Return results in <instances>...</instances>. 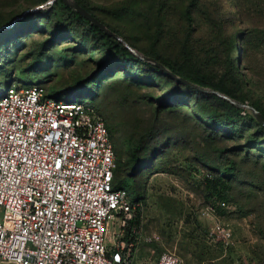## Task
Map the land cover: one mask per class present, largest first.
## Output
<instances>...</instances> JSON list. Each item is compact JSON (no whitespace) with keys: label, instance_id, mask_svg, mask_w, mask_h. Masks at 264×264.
<instances>
[{"label":"rangeland","instance_id":"obj_1","mask_svg":"<svg viewBox=\"0 0 264 264\" xmlns=\"http://www.w3.org/2000/svg\"><path fill=\"white\" fill-rule=\"evenodd\" d=\"M58 1L0 0V97L6 84H38L54 99L84 85L92 98L82 100L78 92L59 99L95 110L119 146L128 138L141 142L140 167L122 166L117 179L129 176L132 183L122 188L131 186L132 197L143 198L140 236L153 240L138 246L134 264H154L163 252L175 254L179 264H264V130L254 116L241 108L222 127L208 116L228 113L225 105L190 92L168 97L174 84L145 66L109 60L98 69L104 41L91 37ZM79 1L172 64H192L208 21L228 14L234 22L224 33L225 53L238 76L228 88L264 113V0H196V30L188 41L184 10L191 0ZM207 172L224 176L223 200L215 188L208 194Z\"/></svg>","mask_w":264,"mask_h":264},{"label":"built area","instance_id":"obj_2","mask_svg":"<svg viewBox=\"0 0 264 264\" xmlns=\"http://www.w3.org/2000/svg\"><path fill=\"white\" fill-rule=\"evenodd\" d=\"M103 118L11 84L0 97V264H134L140 204L114 189ZM154 264H179L163 252Z\"/></svg>","mask_w":264,"mask_h":264},{"label":"trees","instance_id":"obj_3","mask_svg":"<svg viewBox=\"0 0 264 264\" xmlns=\"http://www.w3.org/2000/svg\"><path fill=\"white\" fill-rule=\"evenodd\" d=\"M74 1L79 6L84 8L92 17H94L96 20H98L100 23L106 26L111 32L118 35L124 42L127 43V45L131 49L135 50L136 52L142 54L145 57L151 58L155 60L156 62L160 63L161 65L166 67L170 72L176 75L178 78L184 79L185 81L191 84H194L196 86H199L201 88L216 91L220 94H223L229 97L232 100H235L237 102L244 104L243 101L236 94H234L232 90L228 88L230 83L237 85L236 81L238 77L237 72H236L237 69L234 66L235 64H233V59H231L230 56L227 55V53H225V49L227 45L224 40V33L226 31V27L234 22V19L230 18L228 14L225 13V15L221 16L219 20L208 21L206 41L201 47L198 48V51L196 50V54L194 55V61L192 64H190V62L188 61L182 64H172L168 58L154 52L152 49H143L139 47L138 45H136L129 38V36L125 35V33L116 30L115 28L111 27V25L106 23L104 20L100 19L95 14L93 8L89 7L88 4L82 3L79 0H74ZM156 1L158 4L160 0H156ZM58 3L61 5L64 11L71 16L72 20H74L78 24L83 25L87 28V32L91 37H97L100 40L104 41L103 45L105 47V57L103 58L101 62H99L98 69L101 68L103 64H105V62H108L109 60L111 61L120 60L124 66H145L153 74L165 77L174 84L172 91L168 93L167 95L168 97H171V96L182 97L185 93L190 92V93H194L198 95L205 102L208 99H214V100H217L219 103L225 105V107L229 110L228 113L215 114V116H208V119L210 121L222 127H225L228 125L230 116L233 115L234 112L239 113L241 111V108H238L215 95L202 93L198 90H195L189 87L188 85L182 83L181 81L171 78L170 76L166 75L164 72H162L160 69H158L154 65L147 63L139 59L138 57H136L121 42H119L117 39L111 36H108L102 30L92 25L89 21L79 16L73 10L68 8L61 0H59ZM195 8H197L196 0H191L184 10V18L186 20L187 27H188V34L186 37V41L191 39V37H193V35L195 34V30H196L194 28L195 20L193 18V13L195 11ZM151 17L152 19L155 17V19L158 20V18L160 17V14H158V10H157V13L152 14ZM239 18H241V15L237 14V19ZM236 56H238V54H236ZM98 75H99V72L95 74L94 79L97 78ZM215 80L217 82H215ZM97 81L98 80H95V81L93 80L92 83H97ZM31 84H27V85H31ZM6 85L9 86L8 84ZM83 87L84 85L81 86L80 84L79 85L77 84L76 86H74L75 89L72 88V90H74L72 92L73 93L79 92L80 93L79 98L82 100L85 97L92 98L93 97L92 89L83 88ZM46 90L48 92V89ZM73 93L57 92V95H58L57 98H61L64 95L71 96ZM251 107H253L257 112H259L264 119V113L259 109L258 106L252 105ZM247 117H249V115H247ZM103 120H104L105 126L110 136V141L112 144V148L114 151V157H115L116 168L114 170L113 188L114 189H125V188H122L123 182L129 180L131 184L132 181L129 176L121 180H117L119 168L121 169V167L125 165H129L131 168H134L136 166L140 167L142 163L140 161L143 157L144 149L141 146V142L134 143L132 139H129V138L124 140L123 146H119V144H117V142L114 140L111 126L106 122L104 118ZM250 120L254 122L252 118H250ZM255 122H256V125L259 127V129L264 130V127L259 122H257L256 120ZM119 147H121L124 150V153L121 154L119 152L118 150ZM232 170H233V166L230 168H226L227 172H231ZM216 178L217 179H214L213 175L210 172H207L206 188L208 190V194L210 195H212L213 188H215V190L217 189L216 191H218L217 195L219 199L223 200L224 195H225L224 192L226 189L225 184H223V182L225 183V178L224 176H218ZM126 191L128 192L129 196L132 198V201L134 203L140 204V207L142 208L143 198H140L139 195H136L135 198L132 197L129 191L133 192L134 189H132L131 186H130V189ZM141 208L138 211L135 222H134V224L137 226H139L141 223L140 222Z\"/></svg>","mask_w":264,"mask_h":264},{"label":"water","instance_id":"obj_4","mask_svg":"<svg viewBox=\"0 0 264 264\" xmlns=\"http://www.w3.org/2000/svg\"><path fill=\"white\" fill-rule=\"evenodd\" d=\"M68 8H70L71 10H73L75 13H77L79 16H81L82 18L86 19L87 21H89L92 25H94L95 27L99 28L100 30H102L105 34H107L108 36H111L115 39H117L119 42H121L127 49H129L136 57H138L139 59L150 63L152 65H154L155 67H157L158 69H160L162 72H164L166 75L170 76L173 79H176L178 81H181L182 83L188 85L189 87L198 90L202 93L205 94H212L215 95L227 102H229L230 104L238 107V108H243V109H247L250 111V113L254 116V118L256 119L257 122H259L263 127H264V119L261 116V114L259 112H257L253 107L251 106H246L245 104H242L240 102H237L235 100L230 99L229 97L220 94L216 91L210 90V89H205V88H201L199 86H196L194 84H191L187 81H185L184 79L178 78L176 75H174L172 72H170L166 67H164L163 65H161L160 63L156 62L155 60L145 57L142 54L136 52L135 50L131 49L126 42H124L118 35L114 34L113 32H111L106 26H104L102 23H100L98 20H96L94 17H92L84 8H82L81 6H79L74 0H61ZM10 86V85H9ZM8 86V87H9Z\"/></svg>","mask_w":264,"mask_h":264}]
</instances>
